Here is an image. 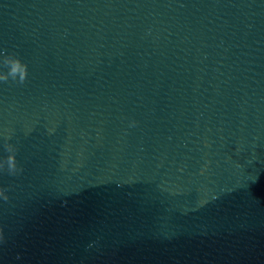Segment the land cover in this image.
<instances>
[{
  "label": "water",
  "instance_id": "95a60500",
  "mask_svg": "<svg viewBox=\"0 0 264 264\" xmlns=\"http://www.w3.org/2000/svg\"><path fill=\"white\" fill-rule=\"evenodd\" d=\"M0 50V264H264V0H0Z\"/></svg>",
  "mask_w": 264,
  "mask_h": 264
},
{
  "label": "clouds",
  "instance_id": "9594fccd",
  "mask_svg": "<svg viewBox=\"0 0 264 264\" xmlns=\"http://www.w3.org/2000/svg\"><path fill=\"white\" fill-rule=\"evenodd\" d=\"M0 64L7 68V71L0 70V82H8L9 80L16 84L23 85L28 79V65L18 54L9 53L7 50H0ZM136 121H131L129 127H135ZM49 132H54V129H49ZM11 137L5 138L4 148L8 155L6 158L0 159V172H6L10 176H16L23 172L22 166L18 164L16 159L17 147L8 142ZM0 199L8 201L7 189L0 187ZM4 240L2 229H0V241ZM93 245L89 244L91 248Z\"/></svg>",
  "mask_w": 264,
  "mask_h": 264
}]
</instances>
